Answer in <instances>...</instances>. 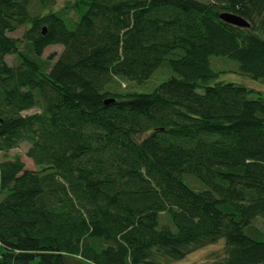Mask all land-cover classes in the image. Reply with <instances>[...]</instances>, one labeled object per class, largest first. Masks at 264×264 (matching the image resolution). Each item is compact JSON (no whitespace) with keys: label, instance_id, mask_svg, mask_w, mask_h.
I'll use <instances>...</instances> for the list:
<instances>
[{"label":"trees","instance_id":"1","mask_svg":"<svg viewBox=\"0 0 264 264\" xmlns=\"http://www.w3.org/2000/svg\"><path fill=\"white\" fill-rule=\"evenodd\" d=\"M213 55L264 80V0H0V264H264V92Z\"/></svg>","mask_w":264,"mask_h":264},{"label":"rangeland","instance_id":"2","mask_svg":"<svg viewBox=\"0 0 264 264\" xmlns=\"http://www.w3.org/2000/svg\"><path fill=\"white\" fill-rule=\"evenodd\" d=\"M65 0H56V8L63 5ZM209 1V0H204ZM23 32V26L17 28L13 32H8L7 34L13 37H20ZM63 49V46L60 44H52L47 46L42 56H48L53 55V61L58 57V55L61 53ZM6 61L9 64H13L16 62V58L14 55H7ZM210 65L211 67L218 71V77L216 80L220 81H231L235 83H239L242 85H245L247 87H251L253 89L259 90L264 92V80L260 79H252L249 76L241 73L238 70V64L235 60L229 59L225 56H219V55H213L210 56ZM172 73L169 69L162 66L158 68L147 80L140 83H127L123 80H118L119 85L118 88L122 90H134V91H140V92H147L151 91L154 87H156L161 81L165 80L168 76H170ZM215 80H211L209 83H214ZM39 111L38 107H33L27 110L22 111L23 115L31 114L34 112ZM29 146L28 141H22L20 142L16 147L12 148L9 151V155L11 157L19 156L20 159L24 162L25 168L27 169H38V166H36L32 159L26 156V150ZM223 243L224 240L220 239L214 244L207 245L205 247H202L200 249H197L193 251L192 253L186 255L183 259L174 261L170 264H203L207 263L210 259L219 258L223 254ZM1 253V251H0ZM1 258V254H0Z\"/></svg>","mask_w":264,"mask_h":264},{"label":"water","instance_id":"3","mask_svg":"<svg viewBox=\"0 0 264 264\" xmlns=\"http://www.w3.org/2000/svg\"><path fill=\"white\" fill-rule=\"evenodd\" d=\"M219 18L222 19L223 21L229 23V24H232V25H235V26H239V27H248L249 26V23L244 19L242 18L241 16L235 14V13H230V12H220L219 13ZM44 28H43V32H44ZM113 98H106L104 100V103L107 104V103H110V102H113ZM37 264H40V263H37Z\"/></svg>","mask_w":264,"mask_h":264}]
</instances>
